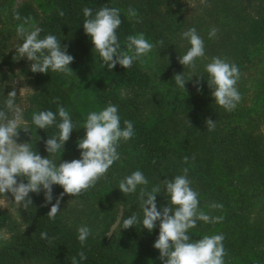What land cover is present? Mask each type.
<instances>
[{
    "label": "rangeland",
    "instance_id": "rangeland-1",
    "mask_svg": "<svg viewBox=\"0 0 264 264\" xmlns=\"http://www.w3.org/2000/svg\"><path fill=\"white\" fill-rule=\"evenodd\" d=\"M111 1L127 16L132 27L129 30L131 32H128L123 39L121 50H126V38L129 35L143 33L145 38L154 44L158 40H154L156 36L160 35L167 40L168 34L173 31L176 35L172 42L184 48L190 45L186 39L182 38L184 31L195 27L198 34L204 38L205 33L210 29L208 13L212 0H203V2L202 0H179L164 9L161 8L159 16L147 12L146 5H150L154 0ZM227 1L237 8V13H240V10L242 13H248L256 5L255 1L251 0ZM140 6H142L143 13L137 9ZM53 8L52 0H0V110L8 112L11 118L12 113L6 109L5 101L8 92L14 88L17 91L15 104L23 110L21 128L28 129L27 132L18 130V143L31 142L33 144L39 128L31 122L32 114L37 112V90L34 85L33 72L30 70L31 62L26 58H20L16 52V49L23 43V38L17 35L16 28L24 18H30V23L39 27ZM129 8L135 9L137 16L130 18ZM256 9L254 13L259 10V8ZM16 14L21 17L18 22L15 19ZM63 45L68 46V54L74 57V61L69 65L74 75L55 73L65 89L66 100L63 106L69 112L75 129L71 138L65 143L61 154L51 155L50 159L57 160V165L80 158L77 143L84 136L83 124L87 114L103 109L96 96L97 91L95 90L97 89H94L90 83L106 81L99 69L101 65L98 61V53L93 49L91 38L88 35L84 32L68 34L65 36ZM204 45L205 55L197 59L194 72L188 67H183L178 61V56L173 57L172 60L171 54L162 51L160 53L155 46L146 57L142 58L144 63L134 61L148 77L147 83L142 87L122 83L115 87V92L119 99L133 100L138 104L139 108L133 119L136 124L151 126L155 121L161 123L172 114L176 120L184 123L182 132L181 128H172L176 120L172 123L171 120L167 121L164 128L157 127L159 140L156 144L167 149V157L161 166L163 174L167 175L173 167H178L181 172L184 168L191 167L196 174L189 178L192 188L199 194L200 209L211 216L223 217L222 221L217 223L197 221V226L189 230L192 240L201 239L205 235L222 234L226 251L224 264H264V212L259 209L256 198L250 196L252 183L244 175L247 169L240 167L233 153L227 151V147L219 143L221 132H225L226 127L236 124L234 119L239 115L238 109L224 110V115L228 118L223 120L224 124H215V128L211 131L205 124L208 117L194 116L196 123L192 124V113L187 117L185 115L189 112V108L183 106L182 101L197 87L194 86L195 81L201 77L198 66L210 52L205 41ZM182 55L183 53L180 52L179 56ZM180 73L183 74L185 80L190 79L185 84V90L177 87L174 81V75ZM253 73L254 71L244 72L240 75L236 87L242 98L237 105L248 107L252 103L253 90L251 87L249 89L245 87H248L246 83L251 76L256 77L257 74ZM202 83L203 79H200L198 87ZM252 117H254L252 122L255 125L249 126L248 132L255 138H264V119L260 118L257 122L258 114ZM227 123L229 125H226ZM117 151L121 158L114 162L93 187L79 196L73 197L65 194L62 197L60 211L57 214L61 215L76 231L80 226H88L92 233L105 236L112 245L115 258L121 259L125 264H162L159 251L153 245L139 251H133L130 248L131 227L117 228L108 236L110 227L117 218L119 207L122 206L124 209L125 218L132 213L143 214L139 200L140 187L151 190L152 187L159 185L143 173L149 181L148 185L138 186L136 193L122 194L118 189L120 181L134 171L142 172L141 167L146 165V161L142 158L140 150L127 145L124 141L119 142ZM184 157H188L187 163L184 162ZM244 185L247 186L243 188ZM204 191L205 193L202 194ZM244 191L246 193L243 194L248 196L242 194ZM62 192V187L53 185L52 203H55V198ZM163 194L165 192L161 188V193L156 196L158 209L165 207L166 198ZM7 195L8 200L11 201V195ZM35 195L44 202L43 191ZM211 204H222L223 207L212 209L209 207ZM46 206L50 208L51 204ZM29 231L26 209L17 206L15 202L8 203L6 207L0 204V248L7 244L14 235ZM28 264L43 263L31 260Z\"/></svg>",
    "mask_w": 264,
    "mask_h": 264
},
{
    "label": "clouds",
    "instance_id": "clouds-1",
    "mask_svg": "<svg viewBox=\"0 0 264 264\" xmlns=\"http://www.w3.org/2000/svg\"><path fill=\"white\" fill-rule=\"evenodd\" d=\"M120 12L119 8L104 6L93 15L91 8L83 9L86 18L83 21L84 33L91 38L93 49L110 71L116 65L128 69L134 61L144 63L142 58L155 47L143 33H139L129 35L126 38V50H121L117 36V29L122 23ZM59 14L64 15L63 11ZM128 15L130 18L135 17L137 12L129 8ZM15 19H21L19 14H16ZM41 31L40 27L30 23V18H24L17 26V35L23 38V43L16 49L19 57L31 62L30 70L33 73L52 71L74 75L69 67L74 57L68 54V46H62L61 40L55 35L49 34L41 38ZM216 33L217 29H211L209 38L214 37ZM182 38L188 41L190 47L185 54L178 56V61L183 67H188L194 72L197 59L205 55L204 40L195 27L184 31ZM157 43L162 45L163 41ZM204 71L208 74L207 86L216 105L227 111L234 110L242 98L236 87L240 78L239 68L226 58L213 57L205 65ZM200 79L203 78L198 77L194 84L197 91L200 90ZM189 80H185L182 73L174 75L176 86L184 90ZM16 96L17 91L13 88L8 92L5 101L6 109L12 113L11 118L8 112L0 110V204L6 207L8 203L15 202L17 206L27 209L32 205L29 194H39L43 191L45 206L51 204L47 216L54 220L65 194L75 197L87 191L121 158L117 151L119 142H126L134 136L133 123L124 120V127H121L118 108L113 104H108L102 110L89 112L83 124L84 136L77 143L80 158L57 165V160L50 159L49 156L61 154L75 129L69 112L59 104V98H56L55 112L44 110L32 114L31 122L36 128L44 130L53 125L58 128L56 135L44 141L48 156L42 157L31 142H17L18 130L27 132L28 129L21 128L23 110L16 106ZM205 124L209 131L215 128V121L211 118H206ZM187 160L188 157H184L185 163ZM182 173L162 181L168 198L167 206L163 208L158 209L156 202V196L161 193L160 185L152 187L151 190L140 187L142 227L151 232L159 222V233L153 247L159 251L162 264H224L226 251L222 234L205 235L195 241L190 238L189 230L197 226V221L217 223L221 222L223 217L211 216L200 209L199 194L191 186L188 168H184ZM148 183L144 174L137 170L122 179L118 189L127 195L136 193L138 186H146ZM53 185H59L63 189L55 198V203H52ZM7 194L11 195V201L8 200ZM209 207L217 209L223 205L211 204ZM138 222L135 213L125 218L124 209L121 208L110 232L117 228L128 229ZM77 231L78 240L83 245L91 234V229L88 226H80ZM41 238L47 239V233H41ZM78 255L81 260L87 259L83 251ZM73 264H77L75 258Z\"/></svg>",
    "mask_w": 264,
    "mask_h": 264
},
{
    "label": "trees",
    "instance_id": "trees-1",
    "mask_svg": "<svg viewBox=\"0 0 264 264\" xmlns=\"http://www.w3.org/2000/svg\"><path fill=\"white\" fill-rule=\"evenodd\" d=\"M178 1L154 0L150 5H146L147 12L159 16L161 8L164 9L169 4ZM251 1H255L256 5L248 13H242L241 10L240 13H237V8L232 6L231 3H227V0L211 1L209 4L211 8L208 13L210 29L205 33L206 37L203 38L208 44L210 52L207 53L206 59L198 66L203 83L199 86V91L196 87L182 102H184L183 106L189 108V112L185 114L186 117L192 113V124L196 123L194 116H206L214 120L216 125L224 124L223 120L228 117L224 115L225 109L221 110L222 107L216 105L211 96V90L207 86L208 74L204 71L205 65L213 57L226 58L228 62L234 63L239 68L240 75L251 71H254L253 74H257L256 77L251 76L252 74L249 75L251 77L246 83L248 87H245V89L251 87L253 90L252 103L248 107L240 104L236 106L235 109H238L239 112L238 117L234 119L236 124L232 127H226L227 130L221 132L219 143L226 146L227 151L233 153L239 161L240 167L247 169V173L244 175L252 183L250 185L251 192L249 191L250 196L256 198L259 209L264 212V138L253 137L247 129L249 126L255 125L252 122L254 119L252 116L255 114H258V117H256L257 122L260 118L264 119V0ZM52 2L54 4L53 11L39 24L42 29L40 37L43 38L49 34L55 35L61 40L62 46L65 44L66 35L74 32H84L83 21L86 18L83 15V9L85 7L91 8L93 15L104 6L116 7L111 0H52ZM256 8H259V10L254 13ZM137 9L140 13H143L142 6ZM60 11H63V16L59 14ZM120 18L122 23L117 29V36L122 47L123 39L128 32H131L129 30L132 27L122 11L120 12ZM213 28L217 29V33L214 37L209 38L208 34ZM175 35L176 33L172 31L168 34L167 40L160 35L154 38V40L158 39L154 45L160 50V53L162 51L171 54L172 57L170 58L172 60L173 57L179 56L180 52L185 54L190 47L189 45L181 48L172 42ZM158 41H163V44H158ZM97 57L101 65L100 72L106 78V81H92L90 84L94 89H97L95 91H97L96 96L99 104L102 108H105L108 104L117 106L121 127H124V120L133 123L135 134L131 139L124 142L142 152V158L146 161V165H144L146 167H141L142 173H145L149 179L152 178V182L155 181L162 186L161 188L165 192L162 181L172 179L183 173L178 167H173L167 175L163 174L161 166L167 157V149L156 144L159 140L157 127L164 128L167 121L171 120L172 123L176 120L175 116L172 114L168 119L162 120L161 123L155 121L151 126L136 124L133 119L138 111V104L133 100L123 101L119 99L115 87L122 83H131L142 87L147 83L148 77L137 67L135 62H133L131 68L124 69L120 65H116L110 71L104 65L99 54ZM33 77L37 90V112L44 110L55 112L57 109L56 98H59V104L64 105V100H66L65 89L62 83L58 81L55 72L33 73ZM176 122L173 123L172 128H181L182 132L184 123L178 120ZM226 125H229V123ZM57 133L58 128L55 125L44 130L39 129L33 142V147L39 155L42 157L48 156L44 141ZM195 174L193 169L189 167L188 178ZM246 186L244 185L243 188ZM243 193H246V191ZM163 195L166 198L164 206H167L166 192ZM243 195L248 196L247 194ZM29 196L32 199V205L26 209V218L30 231L14 235L7 244L0 248V264H28L31 260L40 261L43 264H73V258H75L77 264H125L121 259L115 258L112 245L105 236H100L91 231L86 242L81 245L78 240V231L71 228L61 215L57 214L54 220H50L47 216L50 208L45 206L44 202L34 193H30ZM121 203L124 204V202ZM137 216L139 222L130 228L129 246L133 251L143 250L153 245L159 233V222H157V227L148 232L142 227L143 214ZM41 233H47L48 238L42 239ZM189 235L191 238V234ZM81 251L86 254V260L80 259L78 253Z\"/></svg>",
    "mask_w": 264,
    "mask_h": 264
},
{
    "label": "water",
    "instance_id": "water-1",
    "mask_svg": "<svg viewBox=\"0 0 264 264\" xmlns=\"http://www.w3.org/2000/svg\"><path fill=\"white\" fill-rule=\"evenodd\" d=\"M121 208H122V206H120V207H119L118 214H119V212H120ZM111 229H112V226L110 227V231H111ZM110 231H109V232H110ZM110 234H111V232L109 233V235H110ZM109 235H108V236H109Z\"/></svg>",
    "mask_w": 264,
    "mask_h": 264
}]
</instances>
